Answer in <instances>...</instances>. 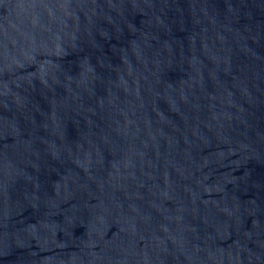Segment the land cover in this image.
<instances>
[{
	"label": "water",
	"instance_id": "95a60500",
	"mask_svg": "<svg viewBox=\"0 0 264 264\" xmlns=\"http://www.w3.org/2000/svg\"><path fill=\"white\" fill-rule=\"evenodd\" d=\"M0 264H264V0H0Z\"/></svg>",
	"mask_w": 264,
	"mask_h": 264
}]
</instances>
